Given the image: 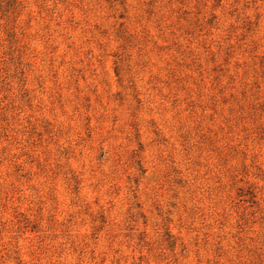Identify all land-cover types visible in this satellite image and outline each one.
I'll return each instance as SVG.
<instances>
[{"label": "rangeland", "instance_id": "obj_1", "mask_svg": "<svg viewBox=\"0 0 264 264\" xmlns=\"http://www.w3.org/2000/svg\"><path fill=\"white\" fill-rule=\"evenodd\" d=\"M0 264H264V0H0Z\"/></svg>", "mask_w": 264, "mask_h": 264}]
</instances>
